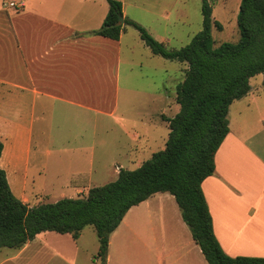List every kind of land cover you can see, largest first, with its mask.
<instances>
[{"label": "crops", "instance_id": "0c3cea01", "mask_svg": "<svg viewBox=\"0 0 264 264\" xmlns=\"http://www.w3.org/2000/svg\"><path fill=\"white\" fill-rule=\"evenodd\" d=\"M121 2L124 17L147 28L145 21L169 20L171 12L163 6L179 0ZM108 11L107 0H0V167L28 205L39 113L51 115L49 131L55 116L66 121L85 112L119 122V101L135 93L121 85L122 65L142 69L146 59L153 60L133 27L126 26L119 40L92 34ZM179 16L182 20V9ZM155 38L168 43L161 34ZM137 52L143 58L134 60ZM255 78L250 93L231 105L230 131L215 155V173L202 184L215 236L231 257L264 258V76L253 84ZM141 92L166 107L176 99L167 88ZM160 115L162 110L155 113ZM144 138L148 142L147 134ZM127 147L120 151L131 156ZM88 176V187H74L76 194L89 189ZM99 247L93 226L77 240L44 232L21 249H1L0 264H208L170 194H156L131 208L110 236L104 262L96 257Z\"/></svg>", "mask_w": 264, "mask_h": 264}, {"label": "trees", "instance_id": "16d2710c", "mask_svg": "<svg viewBox=\"0 0 264 264\" xmlns=\"http://www.w3.org/2000/svg\"><path fill=\"white\" fill-rule=\"evenodd\" d=\"M107 2L108 14L93 35L119 40L131 26L154 55L188 66L176 88L179 112L162 117L170 130L165 149L136 170L121 168L114 182L90 188L86 195L34 206L15 195L0 167V250L21 249L44 232L71 234L77 240L93 226L100 244L96 257L104 262L110 236L131 208L156 194H170L208 264H264V258L231 257L223 251L202 189L215 173V155L229 134L231 105L250 93L253 77L264 74V0H241L240 39L217 47L213 28L223 30V25L214 19L210 1L202 0L203 28L180 49H169L141 24L124 17L120 0ZM2 152L0 141V159ZM88 182V174H77L71 186L87 188Z\"/></svg>", "mask_w": 264, "mask_h": 264}, {"label": "rangeland", "instance_id": "374dc122", "mask_svg": "<svg viewBox=\"0 0 264 264\" xmlns=\"http://www.w3.org/2000/svg\"><path fill=\"white\" fill-rule=\"evenodd\" d=\"M209 1L213 7L214 19L223 25V30L213 28L215 46L223 42H237L240 39L237 17L241 0ZM156 4L159 5L158 2ZM163 7L171 12L169 20L158 18L159 20L150 23L145 21L149 24L146 25L147 28L151 27L155 31L152 36H166L169 49H180L190 44L203 28L202 0H179L177 4L168 3ZM180 9L183 11L182 20L179 16ZM137 58H143L139 52L133 55L134 60ZM152 59L150 62L146 59L142 69L122 65L121 85L132 86L135 93L119 101V122L85 112V115L78 118L68 116L66 121L55 116L54 131H49L51 115L48 117L39 113V122L34 133L29 191L26 195L30 200L29 206L86 195L90 188L114 182L121 168L136 170L150 160L153 153L165 149L170 130L162 117H174L180 106L176 99H170L166 107L164 103H157L141 91L156 94L167 88L176 95V85L184 80L185 68L188 66L154 54ZM262 75L264 76L257 75L258 78L253 79L252 83L255 84L256 79L261 80ZM160 110L163 115L156 117L155 113ZM146 134L149 136L148 142L144 138ZM123 145L128 146L131 156L122 154L120 146ZM88 172L89 189L76 194L71 186L72 178ZM13 183V188L18 190L15 181Z\"/></svg>", "mask_w": 264, "mask_h": 264}, {"label": "built area", "instance_id": "2783aa9c", "mask_svg": "<svg viewBox=\"0 0 264 264\" xmlns=\"http://www.w3.org/2000/svg\"><path fill=\"white\" fill-rule=\"evenodd\" d=\"M23 6H24L23 3H18V4H16V3H10V7L21 8V7H23Z\"/></svg>", "mask_w": 264, "mask_h": 264}, {"label": "water", "instance_id": "95a60500", "mask_svg": "<svg viewBox=\"0 0 264 264\" xmlns=\"http://www.w3.org/2000/svg\"><path fill=\"white\" fill-rule=\"evenodd\" d=\"M119 22H120V24H124V17L123 16L119 17Z\"/></svg>", "mask_w": 264, "mask_h": 264}]
</instances>
